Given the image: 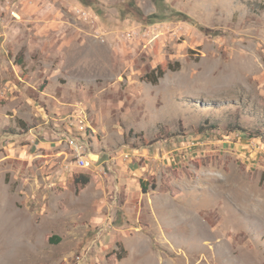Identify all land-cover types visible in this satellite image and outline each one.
Segmentation results:
<instances>
[{
	"label": "rangeland",
	"instance_id": "374dc122",
	"mask_svg": "<svg viewBox=\"0 0 264 264\" xmlns=\"http://www.w3.org/2000/svg\"><path fill=\"white\" fill-rule=\"evenodd\" d=\"M117 243L264 264V0H0V264Z\"/></svg>",
	"mask_w": 264,
	"mask_h": 264
},
{
	"label": "trees",
	"instance_id": "16d2710c",
	"mask_svg": "<svg viewBox=\"0 0 264 264\" xmlns=\"http://www.w3.org/2000/svg\"><path fill=\"white\" fill-rule=\"evenodd\" d=\"M177 66H179L178 63H177ZM168 68H175V67H168ZM164 73H165V69L158 67L156 70H153V71L149 72L148 74H146L145 80L147 82L155 84L158 82V79L164 75ZM88 181H89V177L87 175H84L81 173L79 175H76L75 179H74V184H75L76 190L78 191V190H81L82 188H84V186L88 183ZM56 240H59V238H57ZM117 246L120 247L121 251L119 252L118 249H114V250H112L111 253H109V257L115 256V258L117 260H120L125 256V251L121 248L122 245L120 243H117Z\"/></svg>",
	"mask_w": 264,
	"mask_h": 264
},
{
	"label": "built area",
	"instance_id": "2783aa9c",
	"mask_svg": "<svg viewBox=\"0 0 264 264\" xmlns=\"http://www.w3.org/2000/svg\"><path fill=\"white\" fill-rule=\"evenodd\" d=\"M69 139H71L75 144L76 152L79 156V165H89V163H91V160L83 156L84 143L76 141L75 139H73V136H70Z\"/></svg>",
	"mask_w": 264,
	"mask_h": 264
},
{
	"label": "bare ground",
	"instance_id": "6f19581e",
	"mask_svg": "<svg viewBox=\"0 0 264 264\" xmlns=\"http://www.w3.org/2000/svg\"><path fill=\"white\" fill-rule=\"evenodd\" d=\"M75 128V127H74ZM81 128V127H80ZM85 128V127H84ZM87 130V129H86ZM74 131V130H73ZM75 131H76V128H75ZM81 135H82V133H81ZM73 139H75L76 141H79V142H81L80 141V137H79V140L76 138V137H74L73 136ZM84 141V140H83ZM87 141V140H86ZM68 143L70 144V146L76 151V148H75V144H74V142L71 140V139H68ZM76 160V159H75ZM92 165V163H89V165H79L80 167H82V168H88V167H90Z\"/></svg>",
	"mask_w": 264,
	"mask_h": 264
},
{
	"label": "crops",
	"instance_id": "0c3cea01",
	"mask_svg": "<svg viewBox=\"0 0 264 264\" xmlns=\"http://www.w3.org/2000/svg\"><path fill=\"white\" fill-rule=\"evenodd\" d=\"M3 157H10V155H8V154H6V155H3ZM82 168V167H81ZM89 168V167H88ZM129 255V254H128ZM129 257V256H128ZM128 257L127 258H123V259H121L117 264H131V263H129L128 262ZM138 264H140V263H138Z\"/></svg>",
	"mask_w": 264,
	"mask_h": 264
}]
</instances>
